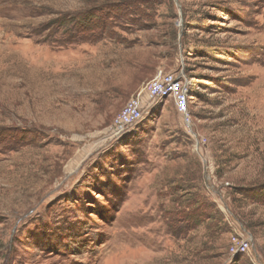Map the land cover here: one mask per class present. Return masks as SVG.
<instances>
[{
  "label": "rangeland",
  "instance_id": "rangeland-1",
  "mask_svg": "<svg viewBox=\"0 0 264 264\" xmlns=\"http://www.w3.org/2000/svg\"><path fill=\"white\" fill-rule=\"evenodd\" d=\"M0 264H264V0H0Z\"/></svg>",
  "mask_w": 264,
  "mask_h": 264
},
{
  "label": "built area",
  "instance_id": "built-area-1",
  "mask_svg": "<svg viewBox=\"0 0 264 264\" xmlns=\"http://www.w3.org/2000/svg\"><path fill=\"white\" fill-rule=\"evenodd\" d=\"M144 92L150 103L161 101L162 99H170L177 113L182 117L188 118L190 86L184 80L182 73L159 75L146 84ZM145 107L146 105L139 95L131 98L116 117L111 135L118 137L138 124L143 118ZM250 248L251 241L249 238L238 239L234 237L231 245L232 254L246 253Z\"/></svg>",
  "mask_w": 264,
  "mask_h": 264
}]
</instances>
